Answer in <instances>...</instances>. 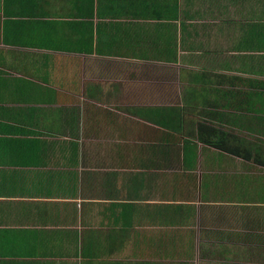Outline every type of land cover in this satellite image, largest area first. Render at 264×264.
<instances>
[{
  "label": "crops",
  "instance_id": "crops-1",
  "mask_svg": "<svg viewBox=\"0 0 264 264\" xmlns=\"http://www.w3.org/2000/svg\"><path fill=\"white\" fill-rule=\"evenodd\" d=\"M207 127L264 140V0H0V264H264Z\"/></svg>",
  "mask_w": 264,
  "mask_h": 264
},
{
  "label": "trees",
  "instance_id": "trees-1",
  "mask_svg": "<svg viewBox=\"0 0 264 264\" xmlns=\"http://www.w3.org/2000/svg\"><path fill=\"white\" fill-rule=\"evenodd\" d=\"M207 129L209 130V132L213 133V135L219 134L220 136H217L218 139L215 140H201V142L246 161H249L251 158H253L254 163L264 167V150H257L256 147L253 155L252 147L250 144H247L248 146L243 147L244 142L238 140L235 136L226 134L223 135L222 132L210 127H207ZM228 136L231 138L230 140L227 139Z\"/></svg>",
  "mask_w": 264,
  "mask_h": 264
},
{
  "label": "rangeland",
  "instance_id": "rangeland-1",
  "mask_svg": "<svg viewBox=\"0 0 264 264\" xmlns=\"http://www.w3.org/2000/svg\"><path fill=\"white\" fill-rule=\"evenodd\" d=\"M243 142H244L243 143V147L244 146L245 147L248 146L247 144H250L251 145V147H252V153L255 152L256 147H257V150L258 149L264 150V140L255 141V142L254 141L253 142L252 141H243ZM260 192H261V194H259V196H257V199H258V201L263 200V202H264V186L261 187ZM252 193H254V192L252 191Z\"/></svg>",
  "mask_w": 264,
  "mask_h": 264
}]
</instances>
